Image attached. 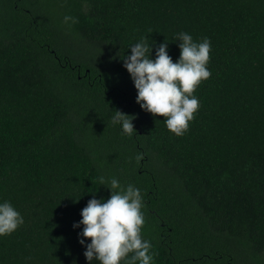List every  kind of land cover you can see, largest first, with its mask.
Instances as JSON below:
<instances>
[{"label": "trees", "instance_id": "trees-1", "mask_svg": "<svg viewBox=\"0 0 264 264\" xmlns=\"http://www.w3.org/2000/svg\"><path fill=\"white\" fill-rule=\"evenodd\" d=\"M180 32L210 38L212 75L176 136L123 58L147 37L177 61ZM101 176L141 190L153 264H264V0H0V203L24 217L0 264H99L74 224Z\"/></svg>", "mask_w": 264, "mask_h": 264}, {"label": "clouds", "instance_id": "clouds-1", "mask_svg": "<svg viewBox=\"0 0 264 264\" xmlns=\"http://www.w3.org/2000/svg\"><path fill=\"white\" fill-rule=\"evenodd\" d=\"M78 22L76 17H64L65 24ZM176 40L181 41L177 61L168 53L167 40L156 49V58H151L153 43L149 44L147 37L131 45V54L123 59L138 91L137 103L153 116L163 117L170 132L183 136L201 106L195 93L212 75L208 67L212 45L210 38L197 41L187 32L178 33ZM134 119L116 109L111 123L121 125L123 133L132 136L136 132ZM135 159L139 164L144 155L138 153ZM99 179L101 185L111 189L110 198L90 199L81 211L82 220L74 224L83 225L80 236L91 240L85 257L99 264H153L158 253L143 236L146 217L141 190L132 184L125 188L116 178ZM23 224L24 217L11 202L0 203V236L11 235ZM80 243L85 244V240Z\"/></svg>", "mask_w": 264, "mask_h": 264}]
</instances>
